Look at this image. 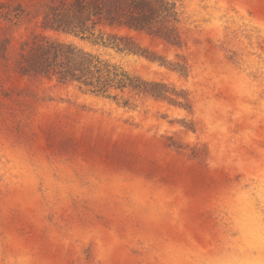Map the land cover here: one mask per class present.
Masks as SVG:
<instances>
[{
    "label": "rangeland",
    "instance_id": "rangeland-1",
    "mask_svg": "<svg viewBox=\"0 0 264 264\" xmlns=\"http://www.w3.org/2000/svg\"><path fill=\"white\" fill-rule=\"evenodd\" d=\"M0 0V264H264V0H181L166 64L44 31ZM37 34L165 83L130 107L21 74Z\"/></svg>",
    "mask_w": 264,
    "mask_h": 264
},
{
    "label": "trees",
    "instance_id": "trees-1",
    "mask_svg": "<svg viewBox=\"0 0 264 264\" xmlns=\"http://www.w3.org/2000/svg\"><path fill=\"white\" fill-rule=\"evenodd\" d=\"M181 0H51L43 12L44 31L71 36L123 55L143 57L183 74L182 67L166 64L155 51L142 47L134 35L152 42L181 47ZM38 42L19 64L23 75L73 85L84 94L112 99L131 106L134 96L175 102L174 92L163 82L132 74L122 64L99 51L73 42L37 34Z\"/></svg>",
    "mask_w": 264,
    "mask_h": 264
}]
</instances>
